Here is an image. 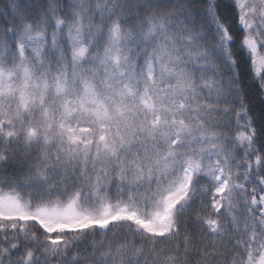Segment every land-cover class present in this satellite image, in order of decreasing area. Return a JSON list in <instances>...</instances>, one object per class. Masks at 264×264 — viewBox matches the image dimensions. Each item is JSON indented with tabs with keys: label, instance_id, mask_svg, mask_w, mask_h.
<instances>
[{
	"label": "snow or ice",
	"instance_id": "1",
	"mask_svg": "<svg viewBox=\"0 0 264 264\" xmlns=\"http://www.w3.org/2000/svg\"><path fill=\"white\" fill-rule=\"evenodd\" d=\"M0 264H264V0H0Z\"/></svg>",
	"mask_w": 264,
	"mask_h": 264
}]
</instances>
